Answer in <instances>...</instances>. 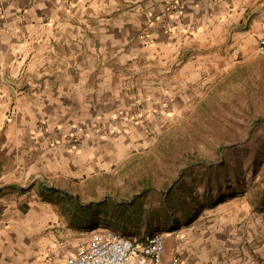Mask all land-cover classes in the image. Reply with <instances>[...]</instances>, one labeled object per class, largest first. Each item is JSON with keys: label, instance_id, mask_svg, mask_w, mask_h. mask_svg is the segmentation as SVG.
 <instances>
[{"label": "crops", "instance_id": "0c3cea01", "mask_svg": "<svg viewBox=\"0 0 264 264\" xmlns=\"http://www.w3.org/2000/svg\"><path fill=\"white\" fill-rule=\"evenodd\" d=\"M173 1L0 0V264L64 261L89 234L48 253L63 235L45 234L52 208L41 188L72 193L107 172L148 145L146 128L187 115L218 77L260 53L264 0H177L183 21L168 38L152 20ZM157 110L164 123L152 120ZM143 115L147 123L134 120ZM114 116L119 136L93 134ZM39 123L58 128L55 144L35 131ZM72 127L84 133L80 149L64 146ZM243 208L221 205L214 218L177 228L185 235L182 264H264L263 240L251 250L237 230ZM175 244L169 235L165 260Z\"/></svg>", "mask_w": 264, "mask_h": 264}, {"label": "rangeland", "instance_id": "374dc122", "mask_svg": "<svg viewBox=\"0 0 264 264\" xmlns=\"http://www.w3.org/2000/svg\"><path fill=\"white\" fill-rule=\"evenodd\" d=\"M161 114L157 110L152 120L164 123ZM135 119L148 122L145 115ZM112 121L117 124L118 117L98 124L105 125V132L95 126L93 134L119 136L122 130ZM73 128L83 144L84 133ZM146 129V147L107 172L72 186L80 203L100 204L90 208L96 212L92 222L143 239L171 227L177 231L181 225L212 219L221 205L234 203L247 207L238 213L237 230L250 237L249 249L260 247L261 240L264 243V53L235 63L187 115ZM46 201L52 209L47 211L45 234L57 229L54 234L63 235L49 245L48 253L65 240L88 236L91 222L86 227L72 224L73 205Z\"/></svg>", "mask_w": 264, "mask_h": 264}, {"label": "built area", "instance_id": "2783aa9c", "mask_svg": "<svg viewBox=\"0 0 264 264\" xmlns=\"http://www.w3.org/2000/svg\"><path fill=\"white\" fill-rule=\"evenodd\" d=\"M69 4V0H63ZM3 17V9L0 7V19ZM183 21V10L179 1L168 4L162 15L155 17L152 24L158 27L168 38H171L177 28V23ZM188 32L196 30L194 25H185ZM140 37L146 43L152 40L149 35L141 33ZM256 49L264 52V36L257 41ZM231 54L238 55L237 49ZM111 125H115L112 121ZM98 132H105V125L97 127ZM35 131L44 134L50 144L58 141L59 130L49 127L45 123H39ZM64 146L68 150H76L82 146L81 136L77 131H69L65 135ZM89 238L81 244L73 253H69L64 261H54L48 256L40 257L33 264H182L183 245L185 235L178 233L171 227L168 231H158L145 235L143 239L126 236L107 226H97L89 230ZM175 235L176 244L171 256L165 260V241L169 235ZM28 264V263H26Z\"/></svg>", "mask_w": 264, "mask_h": 264}, {"label": "trees", "instance_id": "16d2710c", "mask_svg": "<svg viewBox=\"0 0 264 264\" xmlns=\"http://www.w3.org/2000/svg\"><path fill=\"white\" fill-rule=\"evenodd\" d=\"M256 123H259V121H255ZM264 176V173H263ZM264 180V178H263ZM43 194V195H42ZM262 194H264V189L262 190ZM41 195L43 196L44 199H49L53 200L57 203H69L73 205V210H72V224L75 226H85L87 222H91V225L88 226L91 229L97 227L93 222V218L95 213L93 211H90V208L93 207L94 205L97 206V208L100 206V204H91V205H84L79 202L77 196L73 195L72 193L66 192L65 190L56 188V187H42L41 188ZM104 205V204H103ZM97 211V210H96ZM144 211H140L143 213ZM82 225V226H81ZM86 227V226H85Z\"/></svg>", "mask_w": 264, "mask_h": 264}]
</instances>
